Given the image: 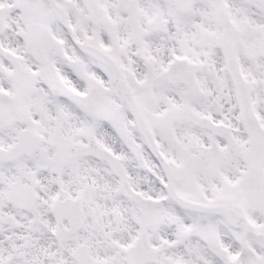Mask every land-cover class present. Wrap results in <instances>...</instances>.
<instances>
[{
  "label": "snow or ice",
  "instance_id": "1",
  "mask_svg": "<svg viewBox=\"0 0 264 264\" xmlns=\"http://www.w3.org/2000/svg\"><path fill=\"white\" fill-rule=\"evenodd\" d=\"M0 264H264V0H0Z\"/></svg>",
  "mask_w": 264,
  "mask_h": 264
}]
</instances>
